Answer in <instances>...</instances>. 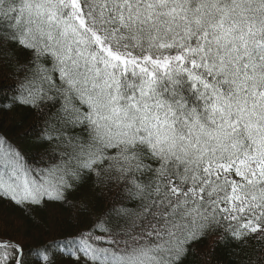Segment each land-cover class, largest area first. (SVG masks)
Masks as SVG:
<instances>
[{"label":"snow or ice","instance_id":"1","mask_svg":"<svg viewBox=\"0 0 264 264\" xmlns=\"http://www.w3.org/2000/svg\"><path fill=\"white\" fill-rule=\"evenodd\" d=\"M0 65V111L32 117L31 158L0 133V199L90 221L45 264H183L210 233L248 264L264 243V0H0ZM88 179L99 212L69 199ZM0 264H25L6 233Z\"/></svg>","mask_w":264,"mask_h":264},{"label":"trees","instance_id":"2","mask_svg":"<svg viewBox=\"0 0 264 264\" xmlns=\"http://www.w3.org/2000/svg\"><path fill=\"white\" fill-rule=\"evenodd\" d=\"M14 79V70L10 65H0V84L11 83ZM8 101L0 96V106ZM23 119L25 125L32 119L31 115L24 116L21 110L15 112L0 111V133L4 134L12 143L21 150L32 155L30 145L17 138L15 123ZM106 190L94 188L92 179L76 192L69 196L74 202L88 201L89 206L95 205L97 211L103 209ZM33 216L40 221L39 226H33L22 210L10 201L0 199V234H5L14 240L19 241L24 247L25 264H45L40 258V249L46 247L52 239L62 238L74 234L86 223H90L87 217H81L82 222L76 220V210H66L59 204H47L42 208L33 210ZM220 233H210L207 237L191 245L188 256L183 260V264H238L241 257H236L232 253L236 250L234 243H220L218 236ZM257 237L253 236L249 241L251 247L245 249L246 255L243 257L248 264H264V243L257 245ZM259 248V251H257ZM51 264H73L71 258L59 252L49 250Z\"/></svg>","mask_w":264,"mask_h":264}]
</instances>
